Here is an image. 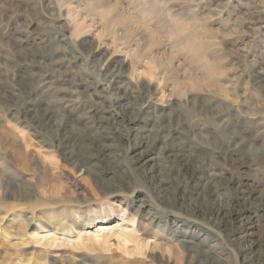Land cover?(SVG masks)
<instances>
[{
  "label": "rangeland",
  "instance_id": "374dc122",
  "mask_svg": "<svg viewBox=\"0 0 264 264\" xmlns=\"http://www.w3.org/2000/svg\"><path fill=\"white\" fill-rule=\"evenodd\" d=\"M110 65H121L131 95L121 106L102 76ZM29 83L40 92L25 113ZM94 108L102 112L87 119ZM48 109L59 113L52 121L71 116L75 151L96 154L101 116L132 127L131 138L105 139V154L77 167L73 147L57 149L52 123L42 122ZM173 117L190 129L140 144ZM246 128L236 161L219 157V143ZM213 150L205 168L220 172L223 197L237 193L228 229L188 203L168 204L143 174L163 175L180 152L202 168ZM138 152L143 171L128 162ZM232 177L243 183L235 190ZM197 193L187 190V202ZM231 225L264 251V0H0V264H249Z\"/></svg>",
  "mask_w": 264,
  "mask_h": 264
},
{
  "label": "bare ground",
  "instance_id": "6f19581e",
  "mask_svg": "<svg viewBox=\"0 0 264 264\" xmlns=\"http://www.w3.org/2000/svg\"><path fill=\"white\" fill-rule=\"evenodd\" d=\"M121 65L117 66H108L104 72H102V76H104V80L108 81L111 85V88L117 92H115L114 95V102L117 104V106H121V102L123 99L131 98V95L129 94V91L127 88H124L121 84H119V78L121 75ZM40 83H29L26 84L24 91H26L27 94H24L26 98L24 99V103L21 107L22 111L27 113L28 111L32 110V105L36 103L37 96L39 95ZM43 84H47V82L43 78ZM149 88L147 85L141 86V93L142 95H147L149 93ZM121 94V95H119ZM210 105V102L207 106ZM66 109V107H64ZM129 108L132 109L130 106ZM131 111V110H130ZM133 111V110H132ZM131 111V112H132ZM102 112L101 109L94 108L92 110H89L88 115L86 116L87 119H94L96 118V114ZM61 117L58 118L55 121H52L54 117H58L59 113L55 109H48L46 111V114L42 115V122L43 123H52V127L54 130L52 131V135L55 139L58 140V143L56 145V148L60 147H73L74 150L70 151L68 155H70V161L75 164L77 167H83V163L81 160L84 156L85 158H98L100 155L105 154V150L107 148V144L104 142L105 139H117V142L123 143V141L129 140L131 138V129L128 125L127 131L122 127V125H119V123L116 121H113V119L109 116H101L98 117L97 120L101 122H105L104 125L102 124L103 129H105L107 132L100 134L99 138H92V141L90 142V148L95 149L96 154L84 152L81 151H75V146H80V135L75 134V130L72 128L69 129L68 121L71 119V116L69 114H66L64 110H62ZM123 115L128 119L127 121L129 123L135 122L136 116L131 115L129 116L128 112L126 110H123ZM175 122V123H174ZM186 121H182L180 118L177 120L173 118L164 119L162 120L158 125L155 132H151L147 134V136L141 137L140 144L145 145L147 148L152 146L158 139L164 141L166 144L173 136H175L177 133L185 132V129H190V126L187 125ZM110 130V131H108ZM248 129L246 128V131H242V133H236L235 135L231 136L228 140H222L219 143L220 150L216 153H219V157H227L230 161H236V159L232 158L236 154V148L242 144V142L245 140V132H247ZM70 134L68 135V133ZM155 133V134H154ZM154 134V135H152ZM169 145V143H168ZM193 148H200L202 149L201 145L192 146L188 149ZM216 149V150H217ZM173 150H175V147H173ZM207 152L208 156L206 157V160L201 161L202 168H192L189 167L185 161V153L180 152V154L175 153L173 154L174 162L173 165L170 167V169L167 172H164V174H157L155 171H149V172H143V174L149 178L150 184L156 194L162 197L168 204L170 205H183V204H189V208L192 209L195 213L201 214L205 219H207L210 223L213 225H216L220 228H226L228 229L229 222L231 223L232 219L237 218L239 214V210L236 209V201H237V193H231L230 195H226L225 197L221 194V187L217 183V179L219 176H221L220 172L216 170V168L213 166V164L209 165V168H205L207 166L208 161L213 160V155L215 154L214 151ZM64 153V152H62ZM138 155V156H137ZM143 153L139 154L136 153L131 159H128L130 167L134 169V171L142 170L143 171ZM208 159V161H207ZM184 160V161H183ZM245 162H241L240 164H237L235 167V173H239L243 170V166L245 165ZM235 165V163H234ZM108 170H114L117 172L114 166L108 165ZM88 172H92V170H89L88 168L85 170ZM93 173V172H92ZM234 174V173H233ZM162 175V176H161ZM123 180V178H121ZM243 183L241 179H235L231 178L227 181V186L229 189H236L237 186H241ZM192 187L197 188V195L195 197H191V202L188 197L186 198V192ZM113 210L111 208H103L99 211V213H104L106 215H110V213ZM235 216V217H234ZM100 229L105 227V225L101 224L99 225ZM102 230H98V233H101ZM228 233L236 237L235 239L240 241V251L244 255L245 258H247V261L249 264H264V251L255 252L252 249V246L249 244H246V241H244L245 237H239L237 235V229L234 228L232 225L230 229L228 230ZM239 237V238H238ZM242 238V239H241ZM240 239V240H239ZM143 247V246H142ZM147 247V246H144ZM223 264L216 258H208L207 263H216ZM83 264H93V263H83Z\"/></svg>",
  "mask_w": 264,
  "mask_h": 264
}]
</instances>
